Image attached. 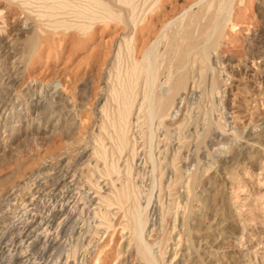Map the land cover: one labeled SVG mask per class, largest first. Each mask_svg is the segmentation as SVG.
<instances>
[{
	"label": "bare ground",
	"instance_id": "6f19581e",
	"mask_svg": "<svg viewBox=\"0 0 264 264\" xmlns=\"http://www.w3.org/2000/svg\"><path fill=\"white\" fill-rule=\"evenodd\" d=\"M8 1H11V3L21 2L20 6L25 8L29 5V0ZM36 1L39 6L35 7L37 8V11L35 10L36 14L33 11L35 21L29 22L30 17L29 19L27 18L28 20L26 19L30 25L24 24V26H19V30L31 32L33 38L34 36L37 38V34H42L43 30L41 31L40 27H45V25L40 22L46 16H60V22H56L54 25L59 24L57 28L62 33H67L69 30H72L79 36H86L87 32L95 26H102L106 29V32L113 30L119 31L113 43L115 51H113L114 60L111 61V71L114 73L109 72L108 74V77L111 73L114 74V81H116L115 84L117 87L114 86L115 84L111 85V83L108 86L107 81L104 83L105 88L103 89L102 87L101 93L96 97V112L94 114L96 118L98 117L97 121L95 120L98 123L97 133L101 136L103 134V136L98 137L99 135H97L94 137V143L90 153L88 152L89 154H87V151H81L79 153L81 158L80 164L88 162L87 167L90 169L88 171L93 173L92 177H95L92 179L94 182L87 180L85 182L90 185L87 191L91 192H80L82 189L79 190L75 186L72 188L74 185L71 184V182L74 183L72 178L78 173L76 171V174L73 175L68 171L62 173V167L59 169V166L62 164L61 159H58L59 154L54 158V161L56 160L55 162L53 161L54 163H51V160L42 161L40 166L26 172V174L14 182L12 187L5 191L2 190L3 192L0 194V202H13L14 204H12L11 209L19 206L18 210L22 211L21 216L18 217L20 219H16L17 215L14 214L15 212L12 210L10 212V209H6L11 221L8 227L17 230L16 233H18L13 239L15 244L11 246L10 244L13 241L10 238H5L0 228V242L1 240H5L3 245L1 244L2 246H0L1 253H6L5 256L9 260L10 258L16 257L17 254V256H23V264H37L38 262L31 261L32 257H29V252L34 245H40L44 249L51 247V245L59 243L62 240L60 236L62 232H70L71 236L68 239L71 238L72 240H70L74 242L72 238L74 233L78 231L77 233L80 237L82 232L85 231L89 240L86 239L88 240L86 242L84 236L81 238L83 240L79 238L81 243L84 241L86 243L82 253H78L73 258L69 256L72 258V261L65 258L66 260H64L63 264H85L89 259H93V264H98L100 253L95 255V257L93 256L94 253L98 252L96 246L99 242L98 234L101 232L100 230L106 231L101 232L102 235L110 233L108 236L111 238L114 235L115 228L118 227L119 235H121L124 244L123 254L120 253L122 255L119 259L117 258V264H155L158 259H164L162 254H160L162 251L158 255L154 253L158 258L155 259V256L151 252L152 247L150 248L149 242L147 243V240L145 241L146 237L144 235L154 233L156 224L163 217H160V213L163 210H159L163 206L162 208L157 207V203L160 201L158 199L160 192L157 194V189H160L161 185L159 186V184H163L162 180L164 181L165 177L170 174V171L173 173L175 171L173 169H176L174 168L173 161V165H170L172 168H164L168 160L172 158V160H177L180 164L182 159L183 163L181 165L186 169L188 166H192L191 164L196 159L198 160L200 159L199 157L203 156V149H208L207 147L211 148L212 153L215 155H221L225 147L222 144H225L224 141L230 137L233 139L234 147L232 150L230 149L229 156H224L223 154L220 161L221 166H227V164L229 165V163L237 161L242 156H245L246 160H252L253 156L250 155L251 151L264 154V145L257 142L259 139L264 140V121L255 129L253 126L249 127L248 124V127L242 128L240 132L237 125L245 123L247 119L244 116L247 114H241L239 116L236 105L228 106L230 100H235L237 96H243L244 93L246 94L248 92V88L246 90L245 86L240 85V78H235L241 68H248L247 64L245 62L235 61L231 56L221 54L222 42L225 39V29L227 23L233 16L234 0H185L186 2H183L184 4L181 5L182 7L179 12L171 18L166 17L164 20L161 19L158 22L156 20L163 15L164 8L167 6L166 3H169L168 1L170 0ZM74 1L78 2L75 3ZM29 15L31 14L29 13ZM0 29H2L1 26ZM144 36H146V39L142 41ZM2 46L4 45L0 38V49H2ZM122 55L127 59V65L121 71V66H119L120 63L118 61H121L119 58ZM258 59L259 63L264 66V56L261 55ZM17 63L19 64V61ZM53 88L56 87L53 86ZM242 90H246L247 92H243ZM55 93L56 89L50 94L39 97V99L34 101L32 110L36 112L35 117H38L47 109L49 111L54 107V104L51 106L52 99H62L60 95L54 96ZM251 98L252 96L249 97V100ZM249 100L247 99L243 103L245 109L241 108V112L244 109V114L252 104V100L250 103ZM102 101L103 103L101 104ZM213 111L216 112V116L212 113ZM211 113L214 118H211ZM103 141L107 142L104 143ZM106 145L107 147H105ZM140 147L144 149L149 148L148 151L146 150L147 152L144 151L146 155L143 154L144 156H142L141 153L144 149L142 148L143 150L141 151L139 149ZM152 148L156 151L155 155L157 159L153 155L154 151H150ZM84 156L87 157L85 158V160L87 159L86 162ZM145 161L150 162L152 165H155V162L156 164L158 163L159 171L157 170V166V169H154L152 166L155 171H158L157 177L159 178V180L156 178L159 187L156 189L157 193H155L158 196H155V198L151 197V191V195H146L148 192L146 194L144 193L146 191H144L143 185L140 182L141 179L138 176L139 174L141 176V173L138 174V170L141 167H145V164H148ZM197 164L199 165V163ZM175 166L177 167V165ZM148 169L150 170V168ZM68 173H70L69 176ZM174 174L172 175L174 176ZM179 174L177 176L181 175ZM229 175V177L227 175L228 178H225L231 186L236 182V177L231 176V174ZM69 177L71 178L70 181H68L70 179ZM88 177V180H90L91 175ZM189 177H191V174ZM193 178L191 179L192 181ZM217 182L215 176H211L205 181L207 189L214 188L215 191L207 198L211 201L210 205H213V209L210 206L211 210H213L212 215H206L209 217L210 222H213L219 216L214 206L218 194V192L216 194L217 190H215L217 188L216 185H218L216 184ZM147 183L145 184L148 185ZM89 185L84 184L87 187ZM190 185H185L186 187L183 190L187 196L191 193ZM153 186H155L154 181ZM70 187L72 188L71 190H69ZM152 187L150 184V189ZM72 190L75 192L70 196L69 193ZM238 190L229 188L226 197L229 202L230 212L233 216H237L238 213L252 206L245 203V196L242 197L243 194H241L240 190L237 192ZM164 191L168 193L169 190ZM190 198L197 203L194 209L192 208L193 210L187 212L188 214L183 210L185 215L181 213V215L175 216L174 213L175 218L180 216L181 222H183L181 224L183 227V230H181L183 232H186V227H189L186 225L189 223V220H193V222L201 221L197 216L198 210L201 207L205 208V203H201L200 198L196 194L190 196ZM4 204L6 205L5 202ZM158 204L161 206L160 203ZM89 207H91L90 210ZM14 210L18 211L16 209ZM91 214L92 216L90 217ZM82 222L86 223L83 224ZM80 223H82V226L80 225L79 228L78 225ZM253 224L246 223L239 231L241 241L239 243L237 242V249H239L238 254L240 258H246L250 254H256L260 248L258 247L257 241L259 239L257 234L262 229L257 227L258 230L253 233L250 228ZM260 227L264 228V226ZM214 228L217 229L216 226ZM206 231L209 235L212 233V231ZM148 238L147 236L146 239ZM176 239L174 246L175 252L171 254V264H181L182 259L186 256L184 251H193V246L195 245L192 246L191 243H188L192 242L190 240L188 241V237L184 239L185 242L180 236ZM172 240L175 241L174 238ZM242 241L244 246H240ZM72 242L70 243L72 244ZM186 242L187 245L185 244L186 246L181 248ZM71 244L69 245L71 246ZM216 244V242L212 243L214 247ZM74 245L73 249L75 248ZM215 250L218 249L216 248ZM73 255L76 254L74 253ZM117 256H119V253ZM212 258L214 259L213 264H222V262L215 259L216 257Z\"/></svg>",
	"mask_w": 264,
	"mask_h": 264
},
{
	"label": "rangeland",
	"instance_id": "374dc122",
	"mask_svg": "<svg viewBox=\"0 0 264 264\" xmlns=\"http://www.w3.org/2000/svg\"><path fill=\"white\" fill-rule=\"evenodd\" d=\"M184 1L185 0L168 1L169 3H166L167 6L164 8L163 15L158 17L156 21L158 22L161 19L164 20V18L166 17L171 18L172 16H174L177 12L180 11V8L182 7L181 5L184 4ZM8 2V0H0V26L2 28L0 29V38L4 45L2 46V49H0V194L6 189L12 187L14 185V182L22 175L26 174V172L34 170L38 166H40V163L42 161L51 160L50 162L54 163L56 161H54V158H56L58 154V159L60 158L61 163L63 164L59 166V169L62 167V173L68 171L71 172V175L76 174V172L79 174L74 175L75 178H72L74 181V183L71 182V184H74L72 188L75 186L79 190L82 189L80 190V192H91L87 191L89 190L90 185L86 184L85 182L86 180L92 182V179H94L95 177H92L93 173L89 172L90 169L87 167L88 162L80 164L81 158L79 153H81V151H87V154H89L94 143V137L99 135L97 133L98 130H96L98 129V123H96L98 117L96 118L94 116L96 112V97H98V94L101 93L102 87L103 89L105 88L104 83L106 81V83L109 84L108 86H110V83L111 85L116 83V81H114L115 76H113L114 72L111 71V61L114 60L113 51H115V46H113V43L115 42L114 40L119 31L113 30L109 31V33L106 32V29H104L102 26H95L87 32L86 36H79L72 30H69L67 33H62V31L57 28L59 27V24L56 26L54 25V23L60 22V16H46L42 20V22H40L41 24L45 25V27H40L41 31L43 30L42 34H37V38L35 36L33 38L31 32H28L26 30V32H23L24 30H19V26H24V24L30 25V21H35L33 16L37 11V8L35 7L39 6L37 5V1L29 0V3L27 2L29 5L26 6V8L20 6L21 2ZM74 2L77 3L78 1ZM29 13L31 15H29ZM27 18L30 19L28 20ZM26 19L29 22L26 21ZM36 23L39 24L38 22ZM224 38L225 39L223 40L221 46V54L231 56L235 61H240L242 63L245 62L248 66V68H241L237 73L238 76H235V78H240V85L245 86L246 90L248 88V92L246 90H242L243 92L246 91L248 94L244 93L245 96L243 94V96H237L235 100H230L228 106L236 105L239 111V116L241 114H247L246 116H244L246 117L245 119H247L245 123L237 125L240 132L242 131V128L248 126H253V128L255 129L264 121V66L259 63L258 59L261 57V55L264 56V0H234L233 16L227 23ZM145 39L146 36L142 38V41ZM21 56L22 58L20 59ZM123 56L124 55L119 58V60L121 61H118L120 63L119 66H121V71L126 68L125 66L127 65V59H125V56ZM18 61L19 64L17 63ZM109 72L113 73H111L108 77ZM53 86L56 88H53ZM114 86L117 87L116 84ZM55 89L57 94L55 93L54 96L60 95L62 99H52L53 101H51V106L54 104V107H52L49 111L47 109V112L45 111L38 117H35L36 112L32 110L34 101L39 99V97L50 94L51 92H53V90L55 91ZM251 96L252 104L249 106V111L247 110V112L244 114L243 111L245 107L243 106V103L247 99L249 100V97ZM251 100H249V103ZM102 103L103 101L101 102V104ZM238 105L241 107L239 108ZM241 108H244L242 109V112ZM212 113L216 116V112L213 111ZM212 113L211 118H214ZM94 122L96 125L94 124ZM100 136L101 135H99L98 137ZM232 140L233 139L230 137L229 139L224 141L225 144H222V146H225L223 148L224 152L221 153V155H215L214 153H212V149L209 147H207L208 149H203V156L199 157L200 159L198 160L196 159V161L199 162H193L191 164L192 166H188L186 169L181 165L183 163L182 159L179 164L177 160H172L170 156L171 159H168H170L171 161L168 160L164 168L170 169L174 164V168H176L178 171L176 169H173L175 170L173 173L170 171V174L165 177L164 181L162 180L163 184H159V186L161 185L160 189L158 188L159 190L157 189V187H159L157 184L159 180V178L157 177V172L159 171L158 163L156 164L155 162V165H152L150 162L145 161V163L148 164H145V167H141L140 170H138V174L141 173V176L140 174L138 175L141 179L140 182L143 185L144 191H146L144 193L146 194L148 192L146 195H151V191V197L155 198V196H158L156 195V193L158 192L157 194H159L160 192L158 197L160 201L158 200V203H160L161 206L157 203V207L162 208L163 206L162 209L159 208L160 211L163 210V212L160 213V217L163 216V222L161 220L158 224H156L154 233H151L150 235H144V237L146 238L147 236L149 237L148 239L145 238V241L147 240V243L149 242L150 248L152 247L151 252L153 255L154 253L158 255L162 251V253L160 254H162V257L164 259H160V262L157 256L154 255L155 259H158L155 264L172 263L171 254L175 252L174 246L177 240L176 238H178V236H180L184 242V239H187L188 237V241H192L188 243H191L192 246L195 244L193 246V251H184V254L186 256L182 259L181 264H193V262L194 264H213L212 262L214 259L212 257H216L215 259H217L219 262H222V264H264V228L260 227L264 226V154H261L257 151H251L250 155L253 156L252 160H246L245 156H242L237 161H233L234 163L232 162L229 163V165L227 164V166H221L220 161L223 154L224 156H229L231 150L234 147V143ZM257 142L264 145L263 139H259ZM107 145L105 147H107ZM142 148L143 147H140L139 149L142 151L144 149ZM148 149L149 148L147 147L142 151V156L146 155L145 153L148 151ZM144 151L146 152L144 153ZM150 151H154L153 148ZM155 154L156 151H154L153 155ZM77 156L79 157L77 158ZM85 158L87 157L84 156V160ZM155 159H157L156 155ZM86 161L87 159L85 160V162ZM197 163H199V165ZM68 165L70 168L68 167ZM175 165H177V167ZM152 166L154 169L157 166L158 169H156L158 171H155ZM148 168H150V170ZM16 169L17 171H15ZM148 170L152 172H149ZM84 173H87V176ZM171 173H175L174 176ZM189 173L191 174V177H189ZM69 174L70 173H68V176ZM178 174L180 176H177ZM229 174H231V176L233 177H236V182L231 186L226 179L230 176ZM80 175L82 176V178ZM90 175L92 178L90 177V180H88V176ZM142 176L145 177L143 178ZM193 176L195 179L193 178ZM211 176H215L218 181L216 183L218 184L216 185L217 188L215 189L217 190L216 194L218 192L217 201L214 206L219 216L215 218V223L213 220V222H210L209 217L206 216H211L213 213V210H211V207L213 209V205H210L211 201H209L207 198L208 196H211L215 191L214 188L207 189L205 183L207 178ZM141 177L144 179V181ZM156 178H158V180H156ZM179 178L181 179L178 180ZM192 178L193 181L191 180ZM176 179L178 182L180 181V183H178ZM70 180L71 178L68 181ZM152 180L154 181L155 185L153 187ZM78 181L80 182L78 183ZM83 183L85 185H89V187L84 186ZM145 183H147L148 185H146ZM181 183L185 184L181 185ZM150 184L152 189H150ZM185 185H190L191 193H189V197L187 196V194H184L185 191L183 190L186 187ZM72 188L70 187L69 190H71ZM229 188H234L235 190L239 189L241 191V194H243L242 197H246H244L245 203L250 204V206L252 205L247 210L238 213V217L233 216L229 209V202L226 198ZM164 190L169 191L167 193ZM239 190L237 192H239ZM74 192L75 191L72 190L70 192L71 194L69 193V195L72 196ZM195 194L200 198L201 203H205V208L201 207L198 210L197 216L199 220H201V223L199 221L193 222V220H189V223L186 224L189 227H186V229L184 228L186 232H183V227L181 225L183 222H181L182 220L180 216L176 218L175 216L181 215V213L185 215V212L186 214H188L187 212L194 209L195 204L197 203H195V201L192 200L193 198L191 197V199L190 196H194ZM4 202L6 203V205L4 204ZM4 202H0V228L2 229L4 237L8 239L10 238L11 241L14 242H11L12 244H10L11 246H13L15 244V241L13 240L14 236L18 232L16 233L17 230L8 227V224L11 221L7 210L10 209V212H15L14 214L17 215L16 219H20L18 217L21 216L20 214L22 213V211L18 210L19 206H15V208L11 209L12 204H14L13 202ZM14 209L18 211H15ZM90 209L91 207H89V210ZM165 209L167 212L165 211ZM91 216L92 214L90 215V217ZM220 221L222 222V224ZM5 223L7 224V227ZM82 223L78 225L79 228L80 225L82 226ZM246 223H254L250 227L253 233L258 230L257 227L259 229H262L261 232L257 234L259 239L257 241L259 245L258 247L260 248L257 250L256 254H250L248 255L249 257L246 258H240L238 254L239 249H237L238 243L241 241L239 237V231L241 227ZM215 226L217 229L214 228ZM160 228L162 229L160 230ZM206 230L212 231V233L209 235ZM100 231L103 233L105 230ZM118 231V227L115 228L114 235L111 238L108 236L110 233L102 235V233L100 232V235L98 234L99 242L96 246V250H98V252L96 251L97 253H94L93 256L95 257V255L100 253L98 264L118 263L119 257L123 254L124 244L122 237L121 235H119ZM77 232L78 231H76L74 233V236H72L74 242L71 241V238V240L68 239V237L71 236L70 232H65L66 234L62 232L61 234L63 235L60 234L62 239L60 242L63 241L61 244H59V242L51 245V247H48L46 249L42 248L40 245H34V247H32L29 252L30 256H28L32 257L31 261L34 260L35 263L38 262L37 264H63L64 260H66L65 258L72 261L71 259L73 258V256L76 257L78 253L81 254L82 250L84 249L83 247H85L86 245L85 241L81 243V240H83L81 239L83 238L82 236L85 237V240L89 238L88 236H86L87 234H85V231L82 232V235H80V237ZM173 238L175 241L172 240ZM76 239L77 241H75ZM88 240H86V242ZM69 241L72 242V244ZM4 242L5 240H1L0 246H2ZM214 242L217 243L215 247L214 245H212V243ZM66 243L71 244V246ZM157 244L160 245H158L160 249L158 248V246H156ZM185 244L187 245V242L184 243L181 248H184L186 246ZM73 245L75 247L74 249ZM240 246H244L243 241L241 242ZM216 248L218 250H215ZM1 252L2 250H0V264H23V256H17L16 254V257L10 258L9 260L5 256L6 253ZM73 252L76 255H73ZM118 253L119 256H117ZM69 256H71L72 258ZM92 260L93 259L87 260L85 264H93Z\"/></svg>",
	"mask_w": 264,
	"mask_h": 264
}]
</instances>
